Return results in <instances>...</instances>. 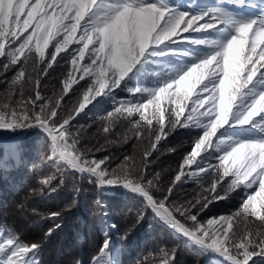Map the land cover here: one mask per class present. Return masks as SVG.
<instances>
[{"label":"snow or ice","instance_id":"snow-or-ice-1","mask_svg":"<svg viewBox=\"0 0 264 264\" xmlns=\"http://www.w3.org/2000/svg\"><path fill=\"white\" fill-rule=\"evenodd\" d=\"M231 2L258 10L236 12L222 3L193 7L177 0H0V59L6 61L0 68L16 69L0 102V129L36 128L46 134V163L54 171L40 183L53 192L57 174L73 171L100 188L122 187L141 197L198 255L214 254L227 264L264 257V0ZM60 61L71 68L61 91L45 97L41 77ZM81 81L77 102L66 108L65 97L76 95L73 86ZM121 87L133 99L107 111L102 131L110 133L116 117L138 116L129 120V131L149 144L139 163L126 155L109 167L108 157L97 160L78 146L72 122ZM177 126L201 134L157 198L159 174L148 179L149 158L167 137L166 129ZM10 148L18 155L19 145ZM209 158L217 162L204 163ZM209 177L203 191L210 197L171 202L177 184ZM237 189L243 195L234 212L203 223L198 219L211 202ZM39 251L40 245L0 231V264H39ZM117 257L118 248L106 238L94 264H119ZM174 258L165 251L159 264H173Z\"/></svg>","mask_w":264,"mask_h":264},{"label":"trees","instance_id":"trees-1","mask_svg":"<svg viewBox=\"0 0 264 264\" xmlns=\"http://www.w3.org/2000/svg\"><path fill=\"white\" fill-rule=\"evenodd\" d=\"M5 62L0 59V65ZM15 71V68L7 72L0 68V102L4 101L8 81ZM61 75L58 69H54L47 76L41 77L42 95L50 97L56 91L60 92ZM28 87L30 86L26 85V96L30 94ZM65 100L72 105L77 101V96H68ZM137 118H114L115 124L108 134L102 131L106 123L102 118L73 122L72 130L74 134H78V146L90 151L95 159L108 157L109 167H115L126 155L134 156L139 163L149 140L145 138L137 141L129 131V120ZM180 134L179 137L168 138L167 142H160L149 158L148 179L159 174L160 192L156 193L157 198L171 184L183 156L198 136V131L189 130ZM17 145L20 147L18 166L8 171L0 168V228L18 234L22 241H28L35 240L33 237H38L39 234L44 235L48 228L58 224V230L49 243L38 244L45 245L39 259L41 264H89L102 244L98 227L101 219L100 203L106 205L115 225V235L121 245V264H159L160 256L165 251L169 256L174 254L173 264L202 263L204 255L195 254L183 245L181 240L157 221L142 198L123 188L100 193L97 185L91 183L86 176L82 177L72 171H65L62 177L57 174L52 182L56 189L54 192L43 186L40 180L54 169L46 163L50 152L49 142L42 132L28 130ZM4 150L0 145V159L5 156ZM9 159L12 160V157ZM209 183L210 179H206L199 185L189 183L177 187L170 200L176 204H185L202 195H209L203 191ZM199 207L197 205L192 210L193 213ZM235 210L229 201H213L206 211L198 213V219L202 222ZM54 212L59 215L57 223L51 224L54 220L46 218ZM20 226L27 227L26 232H21ZM241 229L242 227L237 229L238 233ZM258 264H264V261Z\"/></svg>","mask_w":264,"mask_h":264},{"label":"rangeland","instance_id":"rangeland-1","mask_svg":"<svg viewBox=\"0 0 264 264\" xmlns=\"http://www.w3.org/2000/svg\"><path fill=\"white\" fill-rule=\"evenodd\" d=\"M177 2H180V3H183V4H185V5H187V4H192L193 5V7H195L197 4H200V5H211V4H219V3H222L223 4V6L224 7H226V8H229V9H231V10H233V11H236V12H240V11H243V12H253V11H257L258 9H252V8H243V9H241L240 7H238V6H235V5H233L232 4V2H231V0H177ZM249 2L250 3H254V4H257V5H259L260 4V0H249ZM25 35H27V33L25 34ZM182 46H184V45H182ZM72 47H75V45H73ZM53 49L51 48V46L49 47V49L47 50V51H52ZM71 68V64L70 63H67V62H65V61H60L59 62V64L58 65H54V68L53 69H51V70H49V72L50 71H52V70H54V69H58L59 71H60V73L62 74L61 75V80H60V85H61V88L59 89L60 91H61V89H62V87H63V85H62V80L66 77V74H67V71L69 70ZM44 77V76H43ZM82 84H84V81H81L80 82V84H78V85H74L73 86V89L75 90V92H76V95H73V93L72 92H70L69 93V95L68 96H79L80 94H81V88H80V85H82ZM134 84H135V82H133V84H130L129 85V87H132V86H134ZM56 94H58V92L56 91ZM44 96V95H43ZM68 96H66V97H68ZM131 99H133V96L132 95H130V93L128 92V90H127V88H124V87H121V88H119V89H116L115 90V92L113 93V98L111 99V100H108V99H106L105 100V103H104V105L101 107V108H99V110H92L91 112H88V113H86L85 115H83V116H81V117H76V119L73 121V122H79V121H82V120H84V119H98V118H102V116H105L106 115V113H107V111H109V110H112V108H113V105L114 104H116V102H119V101H121V100H131ZM65 102H66V100H65ZM77 102V101H76ZM76 102H74V103H72V105H74ZM69 103V104H68ZM71 104H70V102H66V107H69V108H71V106H72ZM165 106H168V105H165ZM105 110H107L106 112H104ZM104 112V113H103ZM104 114V115H103ZM133 117H138V116H133ZM72 122V123H73ZM189 130H197L198 131V135L199 134H201V130L200 129H197V128H194V127H179V126H177V128L175 129V130H171V131H168L167 129H166V131H167V137L166 138H163L160 142H162V143H164V142H167L166 140L168 139V138H170V137H174V136H177V137H179V136H181V134H180V132H188ZM5 131H8V130H6V129H0V134L1 133H3V132H5ZM34 131H38V130H34ZM43 133V132H42ZM44 134V133H43ZM25 135V134H24ZM23 135V136H24ZM22 136V137H23ZM183 136V135H182ZM22 137H20V138H18L17 140H15L14 142H0V145H2L3 147H4V154H5V156H4V158H2V159H0V168L2 169V170H4V171H8V170H10L11 168H13V167H17L18 166V164H19V162H20V160H19V156L18 155H13L12 154V150H11V148H10V145H13V144H18V142H19V140L22 138ZM181 138H183V137H181ZM159 142V143H160ZM193 146V145H192ZM191 146V147H192ZM157 148H158V146H157ZM171 149V148H170ZM191 150V148L189 149V151ZM188 151V152H189ZM48 155H50V152H49V154ZM12 157V160H10L9 159V157ZM97 160H100V159H97ZM182 162V161H181ZM217 161L215 160V159H213V158H209V160H206V161H204V163H216ZM221 171H222V169H221ZM73 172V171H72ZM207 179H210V183H211V177H209V178H207ZM204 180H206V179H204ZM204 180H202V181H204ZM202 181H197L196 179H189V180H186V181H184L183 183H180V186H182V185H185V184H189V183H191V184H200V182H202ZM210 183H209V185H210ZM208 185V186H209ZM179 186V187H180ZM98 187V186H97ZM225 187H226V185H225ZM99 188V191H100V193H108V192H110V191H112V190H105V189H102V188H100V187H98ZM177 187H175V189H176ZM113 190H115V189H113ZM128 192V191H127ZM217 192L220 194V195H224V192H223V190L220 188V187H218L217 188ZM128 193H130V192H128ZM132 194V193H131ZM134 195V194H133ZM212 194L211 193H209V197L211 196ZM242 192L239 190V189H237L236 191H234V192H232V193H230V194H228L227 195V198H225V199H221L222 201L223 200H225V201H229V202H231V204H233L234 205V207H235V209H237L238 207H239V204H240V202H241V198H242ZM214 201H219V200H214ZM100 207H101V212H100V217H101V219H100V221H99V223H98V227H99V231H100V233H101V236H102V244H103V242H104V240L106 239V238H108V239H110L111 241H112V243H113V245H115L117 248H118V257H117V259L119 260V264H121V245H120V242H119V239H118V237L115 235V227H112V225H114L113 224V222H112V218H111V215H110V213H109V211L107 210V207H106V205L104 204V203H100ZM204 211H206V209H204L203 211H200V212H204ZM104 213H107V215H104ZM229 214H231V213H229ZM222 215H228V214H221V215H217V216H215V217H219V216H222ZM210 218H212V217H210ZM47 219H49V220H54L53 222H51V224H56L57 223V219H58V216H56V217H52V215H49L47 218H46V220ZM157 219V218H156ZM209 219V218H208ZM208 219H206L205 221H202V223L203 222H206ZM157 221L160 223V224H162L163 226H165L162 222H160L158 219H157ZM42 223V222H41ZM29 224V223H28ZM166 228H167V226H165ZM241 227H242V225H241ZM20 228H21V232H26V230H27V227H22V226H20ZM52 230L51 231V235H48V232H49V230ZM169 229V228H168ZM58 230V224L57 225H52L50 228H48L47 229V231L44 233V235H41V234H39L38 235V237H33V238H35V240H32V239H30V240H28V241H23V242H26V243H28V244H31V243H36V244H39V243H42V244H48L49 243V241L54 237V235L56 234V231ZM170 231H171V229H169ZM242 230V229H241ZM0 231H3V232H7L6 230H3V229H1L0 228ZM172 232V231H171ZM238 232V231H237ZM241 232V231H240ZM41 233V232H40ZM172 234L177 238V239H179V240H181L182 241V244L183 245H186L185 244V242H184V240L182 239V238H178L173 232H172ZM28 235V234H27ZM29 236V235H28ZM30 237V236H29ZM27 238V237H26ZM33 241V242H32ZM101 244V245H102ZM101 247V246H100ZM188 247V246H187ZM44 248H45V245L44 246H41L40 245V251H39V259H40V257H41V254H42V252H43V250H44ZM189 248V247H188ZM190 249V248H189ZM191 250V249H190ZM192 251V250H191ZM193 252V251H192ZM193 253H195V252H193ZM98 254H99V251H98V253L96 254V255H94L92 258H91V260H90V262H89V264H93L94 263V261H95V258L98 256ZM196 254V253H195ZM204 260H206V263L205 264H207L208 262H211V263H215V264H223L220 260H218V259H213V258H207V255H204V258H203V260H202V263L204 262ZM262 261H264V257H262V256H255V257H253L252 258V260L251 261H249V264H258L259 262H262ZM201 263V264H202ZM39 264H41L40 263V260H39Z\"/></svg>","mask_w":264,"mask_h":264},{"label":"bare ground","instance_id":"bare-ground-1","mask_svg":"<svg viewBox=\"0 0 264 264\" xmlns=\"http://www.w3.org/2000/svg\"><path fill=\"white\" fill-rule=\"evenodd\" d=\"M105 100L106 99H102L101 100V103L99 104V105H97L96 107H91V106H89L90 108H91V111L92 110H99V108H101L103 105H104V103H105ZM91 111H89L88 109H86L85 110V113H88V112H91ZM85 113H81L78 117H81V116H83V115H85ZM21 135H22V130H16L15 132H13V131H11V130H8V131H5V132H3V133H1L0 134V140L2 141V142H14L15 140H17L18 138H20L21 137ZM189 179H194V178H189ZM189 179H187V180H189ZM186 181V180H185ZM136 195V194H135ZM168 228V227H167ZM170 229V228H169ZM172 231V230H171ZM178 238H181V237H179L174 231H172ZM207 258H213V259H218V260H220L223 264H227V262L222 258V257H219V256H217V255H214V254H210V255H207ZM94 264V263H93Z\"/></svg>","mask_w":264,"mask_h":264},{"label":"water","instance_id":"water-1","mask_svg":"<svg viewBox=\"0 0 264 264\" xmlns=\"http://www.w3.org/2000/svg\"><path fill=\"white\" fill-rule=\"evenodd\" d=\"M107 110H105L104 112H106ZM103 112V113H104ZM28 130H38V129H36V128H30V129H23L22 130V135H21V137L28 131ZM38 131H40V132H42L41 130H38ZM45 134V133H44ZM46 135V134H45ZM0 142H2L1 140H0ZM180 186V184H177L176 185V187H179ZM116 188H122V187H113V188H102V189H105V190H113V189H116ZM124 189V188H123ZM126 190V189H125ZM126 191H128V190H126ZM128 192H130V191H128ZM131 193V192H130ZM133 194V193H132ZM135 195V194H134ZM136 196H138V195H136ZM139 197V196H138ZM141 198V197H140ZM206 263V260H204V262L202 263V264H205Z\"/></svg>","mask_w":264,"mask_h":264}]
</instances>
